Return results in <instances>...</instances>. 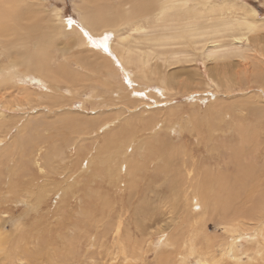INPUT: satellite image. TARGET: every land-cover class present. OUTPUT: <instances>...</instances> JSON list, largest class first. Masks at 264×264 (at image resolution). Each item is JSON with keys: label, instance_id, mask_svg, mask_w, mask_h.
<instances>
[{"label": "rangeland", "instance_id": "obj_1", "mask_svg": "<svg viewBox=\"0 0 264 264\" xmlns=\"http://www.w3.org/2000/svg\"><path fill=\"white\" fill-rule=\"evenodd\" d=\"M11 1L15 3L17 8L26 9L17 10L16 13L22 15L27 13L28 15L25 16L28 20L23 17L18 24H15L16 29L19 26H26L35 22V29L29 34L31 41L29 40L30 43H28L29 50L26 51L28 53L38 49L37 46L39 44L37 45V43L45 35L43 32L45 26L47 31L54 26L61 28L58 20L53 18V12L59 13L61 22L68 32L64 31V33L60 34L59 31L55 30L54 35L49 32L46 33L50 37V48L48 47L46 55L52 56L48 63L53 64L52 66L56 68L55 71L58 74L56 76L60 78H57L56 81L62 82L73 93L72 95L69 93L62 95L55 93V95L51 94L52 92L49 94L47 85L48 87L49 85L51 86L52 81H48L47 85L43 84L44 88L39 90L37 81L27 80L25 89L31 93L41 95L43 97L42 103H45L46 107H51V109H48L51 112L44 110L42 103L40 104L41 108L31 104V107H27L28 111L25 110V112L14 111L11 113L4 111L12 115L11 117L13 118L7 119L5 126L0 129V157L2 155L0 158V190L6 191L4 190L6 186L4 182L8 181L9 175L7 173H12V168L13 173L15 172L14 177L12 176V181L17 184V187L10 195L8 204L0 201V212L5 211L7 216L4 220L1 217V229L11 238L10 241H12L14 246L18 236L27 239L32 236L38 239L37 241L33 239L30 241L34 243V245L30 246L33 249L31 253L19 256L17 252L15 261L12 260V264H123L122 252L120 253V247L123 244L129 261L128 264H164L162 260L167 258L169 259L167 260L168 264H178V261L175 260L178 248L176 245L172 246L173 244L170 243L169 238L173 237L174 242L180 243L185 236L187 237L185 234H188L189 224H192V221L203 220L199 216L204 211L203 217L207 221L202 231L207 233L208 237L215 238L216 242L212 246L208 245L204 238L205 236L200 233L197 249L194 254L189 256L187 263L199 264L196 261L195 253H199L201 250L206 251L204 244H207L212 249L221 240L225 241L226 237L219 228V221L222 218L217 214L210 218L208 216L210 215V210L207 207L203 211L199 207L190 208L188 200L186 198L185 200L182 199L186 196L187 190L179 198L181 200L178 199L179 203L177 200L174 202L172 199L169 202V198L176 194L175 191H177L175 181H169L168 183L171 187L167 189L161 185V181H163L161 177L143 175L146 172L151 173V169L155 165L154 161H150L149 165H147L149 160L144 159L147 162L141 160V167L146 164L147 170L139 178L129 179L126 176L118 178L116 173V176L106 174L103 171L106 169H103V166L100 167L98 163L90 164L86 168V160H83L81 161L79 172L80 175H86L77 177L74 189H72L73 195L67 193V196L61 199V192H56V190L58 187L65 185H61L59 182H63L68 176L64 175L62 170H53L52 173L47 169L45 178H38L36 169L29 163V155L33 150L32 148L38 143H40L39 145L42 143L43 147L45 146L42 149L54 155L53 164L64 166L69 161L73 163L75 159L82 160V154L79 153L81 148H78L73 142L76 140L75 138L84 136L80 133L86 134L90 129V136L85 140V146L96 150L97 147L102 148L100 145H103L105 150L104 146L108 139H116L117 136H120V141L116 140V142L121 144V141L129 140L133 137L135 146L140 144V140L148 142L147 139L151 137V132L147 130L150 127L171 124V127L166 128L168 132H159L160 138L163 140L166 138L169 143L189 148L188 150H191L195 157L197 156L198 165L202 164V170L204 169L203 163H209L210 160L212 162L210 165L213 166L216 161L220 160L216 163L220 166L218 171H223V176L227 174L226 177H231L235 172L232 174L230 167L226 170L229 166L227 158L232 157L230 156L231 151L235 148L238 150L234 152H241L243 155L238 156L242 159L240 160L242 161L241 165L248 163L246 162L248 159L250 161L251 159L252 161L257 160L253 162L254 164L257 163L255 164L256 170L262 171V175H259L262 177L261 186L257 188L259 193H255V196L258 197L260 193H264V28L261 27L263 29L261 31L259 29L255 35H248L241 39L235 33L222 32L212 37L208 42H199L195 47H191V45L181 47L176 44H180L182 41H168L166 43H169V45L162 44L157 34L160 30H165L167 27L176 24V17L167 26L162 21L150 17L147 19L148 24L145 29L140 32L128 31L122 25L116 28V24L121 23L114 20L116 16L122 12L128 13L130 10L131 6L126 4L127 0ZM213 2H217L219 5L229 3L236 6L231 10L232 13L225 12L224 16L219 15L217 12L211 14H206L208 12H205L203 16L199 15L197 16V18L199 17L198 19L195 18L196 23L203 22L215 28L222 23H231L236 16H242L243 12H246L245 10L250 9V7L257 10L256 19L260 23H264V0H213ZM110 4L118 12L114 16L108 10L107 14L101 17L102 20L100 22L105 23L108 27L92 25L90 29L93 34L89 38L91 42H95L96 39L103 41V43L97 44V47L102 52H98L95 46L87 43L82 47V43L78 35L73 32V28L82 31L84 29L82 23L88 24L89 19L93 20L96 17V7L110 6ZM181 13L182 10L178 9L171 11L169 14ZM69 19L72 20L71 27L68 25ZM9 24L12 26V23ZM106 32L111 36L106 35ZM4 33L0 34L1 64L9 61L8 54L12 53V50H15L14 48H16V51H22V54L26 53L25 49L16 43V41H19L17 38L12 40L10 28L6 29ZM19 35L17 33L16 36ZM97 35L101 37H96ZM105 36L107 39H105ZM156 36L160 39L159 42L148 41V39ZM123 37L127 38L124 43L126 47H131L137 54L141 53L149 56L151 67L155 65L159 69L161 78H166L167 82L174 81L171 83L173 85H169L172 90L168 93L169 96L161 95L163 92L160 90L162 87L160 83L151 81L146 84V82L140 81L141 75L138 74L134 77L136 83H129L127 81L128 77L133 79L135 67H123L119 64V59L114 51L110 55V61L101 59L100 54L108 55V45L120 44L119 40ZM13 44H15V47H12ZM158 44L161 46H158ZM30 47H35V49H30ZM215 47H218V52L229 51L233 53V56L230 58L226 56L222 59L223 61L216 62L213 61L212 57L207 58L208 51ZM238 51H240V54L237 53ZM175 52L182 53L175 56L170 55ZM151 55L152 58H150ZM216 59L219 58L216 57ZM69 78H72V80ZM75 79L81 82L80 87L75 86ZM53 86L59 85L53 84ZM6 87L0 86V93ZM132 90L134 91L130 95ZM15 91L17 92L16 87L12 85L9 95H13ZM63 91L66 92L67 89L64 88L62 93H64ZM53 97L58 99L55 98V100ZM126 97L128 98L126 99ZM132 98H137V101ZM58 107H62L61 111H57ZM72 119L73 122H71ZM114 119L116 121L113 122L109 130L103 132L108 126H101L96 131L101 123ZM18 120L20 121L17 123ZM81 120H84L89 126L93 125L88 132L82 130ZM53 126H56L55 128L58 131L55 128L51 129ZM169 128L170 130H168ZM210 133L213 134L212 138H208ZM79 134L81 136H78ZM112 134L114 135L111 137ZM199 135H201L200 139L197 137ZM56 137L59 138L55 140ZM13 139L17 141L18 147L12 146ZM123 145L122 143L118 147L116 144L118 151L125 150V152L135 154L132 156L127 154L124 160H137L139 153L135 151L136 146L131 152V148H127L129 145H125V148L122 147ZM156 147H159L158 143L155 144ZM214 148H216V152L211 153L210 149ZM110 151H116V149L111 148ZM11 155L12 159H10ZM164 155L169 158V155ZM148 156L149 154L145 158ZM63 160L64 163H62ZM122 160L119 159L120 164ZM201 169L199 170L200 173ZM76 170L77 168L72 167L67 171L73 172ZM202 174L199 177H203ZM31 175L36 177L34 176V178ZM121 175H124L123 168H121ZM254 175H258L256 171ZM191 176H193L192 173ZM254 178L253 176L248 178L251 185V179ZM35 179L39 182L35 181ZM223 179L212 180L213 183L210 188L213 192L218 187L221 190L222 184L230 185L233 183L232 179L227 181L226 178L222 183ZM3 183L5 186H3ZM33 183L39 195L45 191L47 196L41 200L42 195H38V198L40 197L39 200L43 202L41 206L36 205L37 199L33 196L30 203L32 202L31 204L35 206L36 211L34 209L29 211L26 204L24 206L22 204L16 205L13 201L18 197L16 194L19 190L20 192L26 190V188L27 191L32 190L29 188L33 186ZM246 183L244 188L252 190L253 187L248 182ZM27 184L29 185L27 186ZM191 184L190 192L192 193L195 178L191 181ZM223 192L226 193V191ZM214 193L218 194L217 190ZM239 195L240 197L236 198L233 207L239 210L250 209L252 203L250 200L248 201L249 198L245 197V195H242L241 198V194ZM59 196L63 203L59 202ZM233 202V200L229 201L231 205ZM189 211H192L197 220L187 217ZM216 212L219 213V211ZM161 216H163L162 224L158 225L159 217L161 218ZM165 222L172 227L170 228L168 225L169 228L167 226L164 229L165 234L162 236L165 239L169 236L168 244L170 246L168 247L164 246L165 241L158 239L161 234L157 229ZM247 223L248 226H253V224ZM141 226H146L143 228L144 234L147 233V235H142ZM152 227L155 232H153ZM201 235H203L204 239ZM117 236H120L121 239H117ZM129 238H132V240L129 241ZM260 240L259 235L251 237L246 234L242 239L236 241L238 253L243 252L245 254L242 257V264H264V261L254 260L255 248L260 246ZM225 242H227V239ZM140 247H142V250H140ZM11 248L13 250V247ZM214 253L217 256L216 258H230L232 255L229 250L224 253L217 249ZM141 255L143 258L140 257ZM113 256L116 257V260L110 259ZM17 257H20V259L17 260ZM215 262L213 261L212 263L216 264ZM220 264L233 263L222 262Z\"/></svg>", "mask_w": 264, "mask_h": 264}, {"label": "bare ground", "instance_id": "obj_2", "mask_svg": "<svg viewBox=\"0 0 264 264\" xmlns=\"http://www.w3.org/2000/svg\"><path fill=\"white\" fill-rule=\"evenodd\" d=\"M126 4H129L131 6L129 12L128 13L122 12V13H119L117 16H116V14L118 11L113 6H111L112 4H110V6L109 5H103L100 7H96L95 8L96 17L93 20L89 19L88 24L82 23V25H84V27L82 26L84 28L82 31H80L79 29L77 30V29L73 28V32L78 35V37L82 43V47H84L83 45L87 43L91 46H95V49L98 52H102L97 47V44L103 43V41H98L96 39L95 42H91L89 38H90V35H93V34H92L90 29H91L92 25H94L96 27H98V25H102L103 27H108L105 25V23L100 22L102 20L101 17L106 15L108 10L111 11V14L116 16V18L114 20L121 22L119 24H116V28L119 25H122V26H125L128 31H135V32H140L143 29H145L146 25L148 24L147 19L150 17H154L155 19L162 21V23L165 26H167V24L170 21L171 22L174 21V17H176L177 18L176 24L172 25L171 27H167V29H165V30H160V32H158L157 34L159 35L162 44H168L169 45V43H166L168 41H182L180 44L179 43L176 44V45H179L181 47H185V46L188 47L190 45H191V47H195L199 42H203V41L208 42L211 40L212 37H214L215 35L220 34L222 32L235 33L240 37L239 39H241V38L247 37L248 35L249 36L252 34L255 35L257 33V31H259V29L261 31L264 28V23H260V21H258L255 17L257 14L256 13L257 10L254 8H251V7H250V9H246L245 10L246 12H243L242 16H238V17L236 16L235 19L233 21H231V23H226V24L222 23L215 28L212 27V25L204 24L202 21H201L202 23H196L195 18H197V16H199V15L203 16V14L205 12H208L206 14H211V13L217 12V13H219V15L221 14L222 16H224L225 12L232 13L231 10H233L234 7L236 6L234 4H229V3H224V4L219 5V4H217V2H213V0H127ZM178 9L182 10L181 14H169L171 11H175ZM17 10L22 11V10H26V9L19 8V7L17 8L15 3L12 1L10 2V0L9 1L0 0V34L4 33L6 29L8 30V28H10L12 31V38H13L12 40H15L14 38H17L19 41H16V43H18V45H21V47H23L25 49L24 51L26 52L27 50H29L28 43H30V41H31L29 34L31 31H33L35 29V27H34L35 22H33L31 24L29 23V25H26V26H19L16 29L15 24H18V22L21 18L28 16L27 13H24L23 15L16 13ZM25 18H27V17H25ZM53 18L58 20V22L61 24V28L54 26V27H51L49 31H47L46 26H45L44 31H43L45 33V35H44V37H41L39 39V42L37 43V45L39 44V46H37L38 49L36 51H34V52L31 51L29 53L26 52V53L22 54V51L21 52L19 50L16 51V48H14L15 50L14 51L12 50V53L8 54L9 55V57H8L9 61L7 63H4V64L0 63V86H7L6 88H4L2 90V93H0V129L2 128V126H5V122L7 119L13 118V117H11L12 115L8 114L7 112H11V113L14 111H16V112L24 111L25 112V110L28 111L27 107H31V104H34V106L41 108L40 104L43 101V97L39 94L31 93L25 89V84H26L27 80L37 81L38 82L37 88L39 90H41L40 88H44L43 84L47 85L46 83L48 81H52V84H51L52 87L50 85L48 87V85H47V89L49 91V94H50V92H52L51 94L57 93L58 95H62V94H66V93L67 94L69 93L71 95L73 94L72 91H69L68 87H66L62 84V82L56 81L58 78L56 76V75H58L55 71L56 68L54 66H52L53 64L51 65V63H48L49 60L52 59V56L46 55V52H47L48 47L50 45V40H49L50 37L46 33L49 32V33L53 34L55 30L59 31L60 34L64 33V31L68 32L67 28L61 22L60 15L58 12H53ZM27 20H28V18H27ZM7 22L12 23V26ZM261 27H263V28H261ZM8 32H6V33H8ZM113 32H114V30H113ZM17 33L20 35L16 36ZM85 33H87V35H85ZM105 34L108 35L107 32ZM96 37H101V36L97 35ZM160 39L156 36V37H153L151 39H148V41L157 43V42H159ZM126 41H127V38L123 37L119 40L120 44L114 45V46H112V44H110L111 46L108 45V55H105L104 53L100 54L101 59L106 60V61H110V59H109L110 55H111L112 51H114L117 54V57L119 59V64H121L123 67H128V66H134L135 67V73L133 75V79H131L130 77L127 76L128 77L127 81H129V83H132V84L136 83L134 80V77L137 74L141 75L139 78L140 81L146 82V84L150 83L151 81H153V82L155 81L156 83L158 82V84L160 83V85L162 86L160 88V90L163 92V93H161V95L167 96L168 93H170V91H172L170 89L169 85H173L171 83H173L174 81L167 82L166 78L162 77L163 78L162 79L159 76V69L155 65L153 67H151L150 61H149V56L141 54V53H139V54L135 53L134 49H132L131 47L125 46L124 43ZM158 46H161V45L158 44ZM12 47H15V44H13ZM33 48L35 49V47H33ZM33 48L30 47V49H33ZM217 48L218 47H215L214 49L209 50L207 58L212 57L213 61L216 62V61H223L222 59L226 56H228V58L233 56V53H231L227 50H226L227 52H225V51L218 52ZM91 52H92V54H94L93 51H91ZM181 53L182 52H175V53H171L170 55L175 56V55H180ZM220 53H223V54H220ZM237 53L240 54V51H238ZM216 57H218L219 59H216ZM150 58H152V55L150 56ZM173 59H175V58H173ZM178 60L180 61L179 58H178ZM111 64H113V63L111 62ZM115 70H117V69H115ZM125 70H126V68H125ZM58 79H60V78H58ZM69 79L72 80V78H69ZM224 79H226V78L224 77ZM130 80H131V82H130ZM75 82H76L75 86L80 87L81 82L79 80H76V79H75ZM212 83H214V82L212 81ZM53 84H57L59 86H53ZM12 85H15L17 92L15 91V93L13 95H9V90H12ZM137 87H138V85H137ZM64 88L67 89V91L66 92L63 91L64 93H62V90H64ZM133 91L134 90L131 91L130 95L133 93ZM140 92H142V91H140ZM55 98L58 99L57 97H53V99H55ZM127 98L128 97H126V99ZM132 99L137 101V98H132ZM140 101H142V100H140ZM42 104L44 105V108H43L44 110L48 111L49 108L51 109V107H49V106L46 107L47 105L45 103H42ZM61 108L62 107H58L57 111L58 110L61 111ZM5 110L7 112H4ZM48 112H51V110H49ZM68 116H70V115H68ZM19 121L20 120H18L17 123ZM114 121H116V120L114 119V120L105 121V123H101L100 126L97 123V125L99 127L96 129V131L101 126L102 127L108 126L105 128V130L103 132L109 130V128L111 127V125L113 124ZM71 122H73V119L71 120ZM93 123H95V122L93 121ZM155 123H157V122H155ZM80 124L82 125V127H81L82 130L86 131V132H88V130L93 126V125L89 126L88 124H86L84 122V120H81ZM27 125H26V127H27ZM55 127L56 126H53L52 128L51 127L50 128L53 129ZM168 127H171V124H161V125L156 126V127H152V128L150 127L151 129L149 128L147 130L148 132H151V137L149 139L146 138L148 140V142H144V141L140 140V144L135 145L136 146L135 151H137L139 153V156H138V159L134 160V161H130V160L126 161V160H124V157L127 154H129V156H132L135 154L125 152V150L118 151V148L116 147V144L118 147H120L123 143L124 145L122 147L125 148V145H129L127 148H131V152H133V148L135 147L134 146L135 142H134L133 137L130 138L129 140L121 141V144L119 142L120 136H117L116 139H111V140L108 139V142L104 146L105 150L103 149V145H100V146H102V148L97 147L95 150L92 147L87 148L84 144L85 140L88 139L87 137L90 136V132H91V129H90V131L86 134L80 133L81 135H84V136L75 138L76 140L73 142L74 144H76V146L78 148H81V149H79V153L82 154V160H76L75 159V161L73 163H72V161H69L70 163L68 162V164H65L64 166H62L61 164L60 165L59 164H53L52 160L54 159V155L51 154L50 152L49 153L45 152V150L42 149L43 144L41 143V145H39L40 143H38L34 148H32L33 150L31 151V153L29 155V163L31 166H34V169H36V176H38V178H43V177L45 178V175L47 174V169L50 170L52 173H53V170H56V171L62 170L63 174L68 176L67 178H65L63 180V182H59V184H61V185L65 184V185L62 187L61 186L58 187V189L56 190V192H58V191L61 192V196H62L61 199H63L67 196V193H69V194L73 193L72 189H74V183H76L77 177L86 175V174L80 175V172H79L81 169V161H83V160H86V168H88V165H90V164L98 163L100 165V167L103 166V169L104 168L106 169V170H103L106 174H112L114 176H116V174H117L118 178H121L122 176H126L129 179L130 178L137 179V177L139 178V176L142 175V173L145 170H147L146 167H147V165H149V162L154 161L155 165H154L153 169H151L152 170L151 173H153V174L146 172L143 175H148L149 177H156V176L161 177V179H163V181L160 180L162 182L161 185L165 186L167 189H169L171 187V185L168 182L174 180L175 185L177 187V191H179V192L175 191L176 194H173L174 196L172 195V197L169 198V202H170V199L174 200V202H176V200L178 201V199L182 196V194L184 192H186V190H187L186 196L183 197L182 199L185 200V198H186L188 200V204H189L190 208H192V207L198 208L199 207V208H201L202 211L206 207L209 208L210 215H208V216H210V218L214 214L219 215L222 218L219 221V228L222 231L223 235L226 237L224 240L226 241V239H227V242L221 240V242L219 244L218 243L215 244L213 246V248L216 247L215 250H213V248L210 249L208 247V245L212 246L216 241H215V238L208 237L207 233L202 231L203 226H205V222L207 221V219L204 220V218H205V217H203L204 211L201 212L202 214L199 216V218L202 217L203 220L198 221V222L192 221L193 223L189 224L188 234H185V235H187V237L185 236V238H183V240H181L180 243L174 242L173 237L171 239L169 238L170 243L173 244V245L172 244L171 245L172 246L176 245L178 248V253L176 254V257H175L176 258L175 260L178 261V264H187L188 263L189 256L194 254V251L197 249V246L199 244L198 237L200 236V233L205 236L204 238L206 239V242L208 245L204 244L205 245L204 248L206 251L201 250L199 253L198 252L195 253L196 261L199 264H211L213 261L215 262V260H216V262H215L216 264H220L222 262H232L233 264H242L241 263L242 257L245 256V254L243 252L238 253L236 241L238 239H242L244 237V235H246V234H249L251 237L259 235V237L261 239L260 240V246L258 248H255L254 260L264 261V193L263 194L260 193V195L258 197L255 196V193H257V192L259 193V191H257V188L261 186L260 181L262 178L261 176H259V175H262L261 174L262 171L256 170L257 167L255 164H257V163H255V164L253 163V162H256L257 160L252 161V159H251V161H250L248 159L246 162H248L249 164L245 163V164L241 165L242 161H240V160H242V159H240L238 156L242 155V153L241 152H239V153L234 152L235 150L236 151L238 150L237 148H235L234 150L231 151L230 156H232V157L227 158V162H228L229 166L227 167L226 170H228L230 167V170H231L230 172L232 174H233V172H235L231 177H229V178L226 177V175H227L226 172H225L226 175L223 176V173H222L223 171L222 172L218 171V170H220V166H219V164H216V163H218L220 161V160H218L219 158L217 159L218 161H216V163L213 166L210 165L212 163L210 160H209V163L208 162L203 163L204 169L202 170L201 169L202 164L200 163L198 165L199 161L197 162V160H198L197 156L195 157L193 155V153L191 152V150H188L189 148H186V146H179V145H176L174 143H169V141H167L168 139H166V138H164V140L160 138L161 135H159V132H168L166 129ZM55 129H57V128H55ZM168 130H170V128ZM57 131H58V129H57ZM138 133H139V131H138ZM80 134L78 136H81ZM113 135L114 134H112L111 137ZM212 135L213 134L210 133L208 135V138H212ZM51 136H54V135H51ZM197 137H198V139H200L201 135H199ZM58 138L59 137H56L55 140H57ZM108 138H110V137H108ZM16 140H17V138H16ZM16 140L13 139V145H12L13 147L14 146L18 147ZM116 140H119L118 141L119 143H117ZM40 142H42V141H40ZM157 143H158L159 147L155 148V144H157ZM91 144H92V142H91ZM102 144H104V143L102 142ZM241 144H243V143H241ZM111 148H115L116 151H110ZM166 148H168V149L166 152H164ZM210 152L211 153L216 152V148L210 149ZM147 154H149V156L147 158H145V156ZM164 154L169 155V158L167 156H165ZM129 156H128V158H130ZM154 156H156L155 159H153ZM1 157H2V155H1ZM244 158L246 159L245 155H244ZM10 159H12V155H11ZM119 159H123L121 164L119 163ZM144 159H147L149 161L147 162V160H144ZM64 160H65V158H64ZM64 160L62 163H64ZM141 160L146 161L147 165L144 164V166L141 167V164H142V163H140ZM225 161H224V163H226ZM72 167L77 168V170L73 171V172L67 171L68 169H70ZM121 168H123L124 175H121ZM225 168H226V166H225ZM200 169H201V173H203L202 174L203 177L202 176L199 177L201 175V173L199 171ZM255 171L258 174L257 176L254 175ZM11 172L12 173H9V172L7 173L9 175V177H8V181L4 182L6 184V186L3 183V186H5L4 190H6V191L3 192V190H0V201L2 203L5 202V204H8V201H10V199H9L10 195H12V193L15 191V189L17 187V184H15L12 181L13 180L12 176L14 177V175H15V172L13 173V168H12ZM191 173L193 174V176H191ZM196 174H198V175L195 176ZM19 175H20V173H19ZM73 175H75V176L72 178ZM31 176H33V175H31ZM250 176L255 177L254 179H251L252 185L248 181V178ZM194 178H195V185H194L193 192L191 193L190 192V185H192L191 181ZM217 178H220V179L224 178L222 183L224 182L225 178L227 179V181H228V179L229 180L232 179L233 183L230 185H227V184L223 185L222 184L221 190L219 187L216 189L218 192V194H216V193H214L216 190L213 192L210 188V185L213 183L212 180L217 179ZM6 179H7V177H6ZM36 179H35V181H37ZM31 180H32V178H31ZM37 182H39V181H37ZM246 182H248L253 187L252 190H249V189L246 190L244 188V185L247 184ZM28 185L29 184H27V186ZM246 186H248V185H246ZM35 187H34V183H33V186L31 188H29L32 190L27 191V188H26V190L23 189L24 191H21V192L19 190L16 194V196H18V197L13 202H15L16 205L22 204L24 206L26 204L29 208V211H31V209L35 210V206L33 204H31L32 202L30 203V201L32 200V197L34 196V198L37 199V201L35 200L36 205L41 206V204L43 203L41 200L45 199L47 195H45V191L39 195V192L35 190ZM47 188H48V186H47ZM174 189L176 190V188H174ZM17 190H18V188H17ZM223 191H226V193H224ZM239 194H241V198H242V195H245V197L249 198L248 201L250 200V202L252 203L250 209L239 210V209L233 207V205L236 201V198L240 197ZM38 195L39 196L42 195L41 200H39L40 197L38 198ZM61 199L59 196V202L63 203V202H61ZM179 200H181V199H179ZM232 200L234 202L231 205L229 203V201H232ZM178 203H179V201H178ZM183 203H185V202H183ZM1 207H2V205H1ZM216 211H219V213H217ZM145 212H146V210H145ZM206 212H208V211H206ZM1 217H3L2 218L3 220L5 217H7L5 211L0 212V222H2ZM187 217H190V219H192V218L196 219L195 216L192 214V211L188 212ZM208 219H209V217H208ZM162 220H163V216H161V218L159 217L158 225L162 224ZM149 221H148V223H149ZM144 222H146V221H144ZM247 222H249L250 224H253V226L252 227L248 226ZM36 224H37V222H36ZM168 225L170 226L169 223L165 222L163 225H161L157 229V230H159V232L161 234V237L158 239L165 241L164 246H167V247L170 246L168 244V237L169 236L166 237V239L163 238L162 236L165 234L164 229ZM169 226H168V228H169ZM141 227H142L141 233L143 235L144 234V228L143 227H146V226H141ZM170 228H172V227L170 226ZM117 229H119V227H117ZM138 230H140V229H138ZM175 230H177V229H175ZM150 232H152V231H150ZM153 232H155L154 228H153ZM178 232H179V230H178ZM179 234H181V233H179ZM117 235H118V233H117ZM144 235H147V233ZM203 235H201L202 238H203ZM144 237H146V236H144ZM10 239L11 238H9L8 235L2 231L1 225H0V264H12V260L15 261V254L17 252H18L19 256L22 254L26 255V254L31 253V251H33V249H31L30 246L34 245V243H32L30 241L32 239L35 241L38 240L32 236H30L29 239L23 238V237L21 238V236H18L17 237L18 240L16 242V245L14 246V245H12V241H10ZM117 239H121V237L117 236ZM130 240H132V238H129V241ZM216 240H218V239H216ZM11 247H13V250ZM174 248H176V247H174ZM217 249H219L220 252L223 251L224 253L229 250V251H231L232 255L230 258H227V257L216 258L217 256L215 255L214 252H216ZM120 250H121L120 253L122 252V263L128 264L129 261H128L127 256H126L127 254H125L124 244H123V246L120 247ZM140 250H142V247H140ZM175 250H177V249H175ZM145 253H146V251H145ZM134 254H135V252H134ZM114 257L115 256L111 257L110 259L116 260V257L115 258ZM132 257H134V256H132ZM140 257L143 258L142 255ZM19 259H20V257H17V260H19ZM167 260H169V259L168 258L163 259L162 263L168 264Z\"/></svg>", "mask_w": 264, "mask_h": 264}, {"label": "snow or ice", "instance_id": "obj_3", "mask_svg": "<svg viewBox=\"0 0 264 264\" xmlns=\"http://www.w3.org/2000/svg\"><path fill=\"white\" fill-rule=\"evenodd\" d=\"M68 25H69V27L72 26V20H71V19L68 20ZM85 35H87V33H85ZM105 39H107V37H105ZM98 46H99V45H98ZM105 50H107V49H105Z\"/></svg>", "mask_w": 264, "mask_h": 264}]
</instances>
